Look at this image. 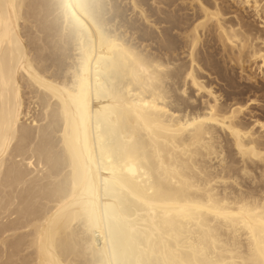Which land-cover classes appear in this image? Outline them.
Instances as JSON below:
<instances>
[{"label": "bare ground", "instance_id": "bare-ground-1", "mask_svg": "<svg viewBox=\"0 0 264 264\" xmlns=\"http://www.w3.org/2000/svg\"><path fill=\"white\" fill-rule=\"evenodd\" d=\"M149 2L0 0V264H264V0Z\"/></svg>", "mask_w": 264, "mask_h": 264}, {"label": "rangeland", "instance_id": "rangeland-1", "mask_svg": "<svg viewBox=\"0 0 264 264\" xmlns=\"http://www.w3.org/2000/svg\"><path fill=\"white\" fill-rule=\"evenodd\" d=\"M149 1L151 2V0H149ZM150 2H149V4H151V5L153 6L154 4H152V2H151V3H150ZM156 6L158 7V6H160V5H154L153 8L156 7ZM157 7H156V8H157ZM161 7H162V5H161ZM163 7H164V6H163ZM179 52H180V51H179ZM220 62L222 63V60H220ZM221 66H222V70H224V69H225V65L222 63ZM238 72H239V71H238ZM205 74H206V73H205ZM215 76L217 77V75H215ZM215 76H212L211 78L214 79V78H216ZM234 78H236L237 81L243 82V80L240 79L239 75L237 76V74L234 75ZM257 79H258V81H259L260 83H264V79L261 77V75H257ZM217 83L222 84L220 81H218Z\"/></svg>", "mask_w": 264, "mask_h": 264}]
</instances>
